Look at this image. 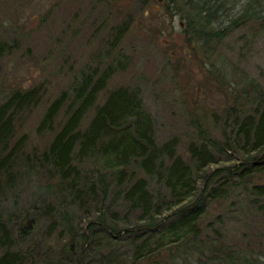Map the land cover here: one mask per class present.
Wrapping results in <instances>:
<instances>
[{"label": "trees", "instance_id": "1", "mask_svg": "<svg viewBox=\"0 0 264 264\" xmlns=\"http://www.w3.org/2000/svg\"><path fill=\"white\" fill-rule=\"evenodd\" d=\"M159 2L163 15L183 20L193 50L209 45L214 55L211 42L238 27L243 35L264 33V0ZM125 30V22L116 26L113 45ZM6 45L0 40V54ZM216 62L210 60V72L224 102L220 111L187 109V158L176 150L177 135L155 141L151 116L134 86L110 88L96 103L114 71L107 64L81 70L47 102L35 131L49 132V141L19 159L26 135L14 136L16 118L38 105L41 84L10 89L0 101V192L21 175H36L42 183L30 207L0 210V264H167L160 255L166 243L177 250L170 257L182 260L188 252L181 246L197 247L192 242L201 239L198 220L210 201L244 187L264 210V183L246 184L264 171V82L237 79L242 86L235 89L227 68ZM89 158L94 168L86 175L80 164ZM222 159L231 163L206 171ZM152 181L157 189L150 188ZM128 212H135L132 220L122 218ZM81 215L84 226L77 222ZM226 259L232 256L225 253Z\"/></svg>", "mask_w": 264, "mask_h": 264}, {"label": "rangeland", "instance_id": "2", "mask_svg": "<svg viewBox=\"0 0 264 264\" xmlns=\"http://www.w3.org/2000/svg\"><path fill=\"white\" fill-rule=\"evenodd\" d=\"M123 22L126 30L113 45V32ZM182 22L178 14L163 15L159 0H0V40L8 44L0 54V101L10 89L41 84L38 105L24 109L16 118L14 136L26 135L19 159L49 141V132L35 131L47 102L61 89H68L81 70L93 66L100 70L107 64L114 71L98 92L96 103L110 88L134 86L151 116L155 141L177 135L176 150L187 158V109L220 111L224 102L210 72V60L217 57L216 64L223 63L235 89L242 86L237 79L264 82V33L243 35L244 27H238L222 40L211 42V55L209 45L195 50L188 47ZM217 129L214 127L215 133ZM229 163L219 160L206 171ZM80 165L87 175L94 168V159H85ZM36 177L21 175L0 192L2 214L38 201L35 190L42 180ZM42 179L47 181L46 176ZM246 182L264 183V171L252 174ZM150 185L151 189L158 187L153 181ZM253 198L246 188L236 187L224 198L210 201L198 220L203 241L192 242L197 247L181 246L188 252L184 260L170 257L177 250H168L174 245L166 243L160 250L163 260L167 264H264V210ZM134 216L135 212H128L122 218L132 220ZM77 222L84 226L85 216H79ZM119 243L120 248L126 247ZM225 253L232 259L224 262Z\"/></svg>", "mask_w": 264, "mask_h": 264}]
</instances>
